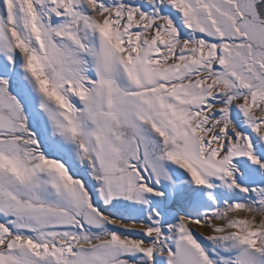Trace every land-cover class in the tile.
<instances>
[{
	"label": "snow or ice",
	"instance_id": "1",
	"mask_svg": "<svg viewBox=\"0 0 264 264\" xmlns=\"http://www.w3.org/2000/svg\"><path fill=\"white\" fill-rule=\"evenodd\" d=\"M0 264H264V0H0Z\"/></svg>",
	"mask_w": 264,
	"mask_h": 264
}]
</instances>
